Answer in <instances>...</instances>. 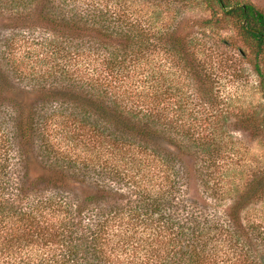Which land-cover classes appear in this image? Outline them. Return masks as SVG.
I'll use <instances>...</instances> for the list:
<instances>
[{
	"label": "trees",
	"instance_id": "obj_1",
	"mask_svg": "<svg viewBox=\"0 0 264 264\" xmlns=\"http://www.w3.org/2000/svg\"><path fill=\"white\" fill-rule=\"evenodd\" d=\"M200 1L264 58L263 11ZM127 2L0 0V264H264V165L226 202L215 179L229 129L262 138L264 115L228 105L179 17ZM35 31L57 60L30 84L6 56ZM137 62L142 84H124Z\"/></svg>",
	"mask_w": 264,
	"mask_h": 264
},
{
	"label": "rangeland",
	"instance_id": "obj_2",
	"mask_svg": "<svg viewBox=\"0 0 264 264\" xmlns=\"http://www.w3.org/2000/svg\"><path fill=\"white\" fill-rule=\"evenodd\" d=\"M128 1L129 3L124 5L130 7L136 5L135 8L143 17H148L149 13L156 10H163L159 18L153 19L157 26L172 22L170 15L175 14L174 20L179 17L183 24L189 26L186 31H189V36L193 37L197 60L212 73L222 98L228 105L239 111L258 109L260 115H264V58L254 57L251 45L244 40L231 22L218 23L217 27L202 22L210 18L211 11L200 0H167L162 9L135 0ZM245 1L264 12V0ZM24 33L17 34L9 56L5 55L6 62L18 72L25 70L23 73L27 74L34 71L35 74L30 76L32 77L30 80L24 79L27 83L33 84L42 80L40 78L48 73L49 68L54 67L57 59L49 58L48 54L42 52V47L37 45L43 36L40 31ZM151 67L156 73L166 69V66L157 59ZM143 69L141 62L136 67L131 66L130 70L124 73L126 79L124 84L130 86L142 84L145 75ZM229 131L225 139L228 152L225 151L223 158L215 163L218 170L215 179L220 180L225 190L219 198L225 202L230 195L228 194L230 186L240 185L252 173L251 171L264 165V137H252L240 130L229 129ZM54 141L61 144L65 151L67 149L73 155L79 153L80 157L84 156L83 152L74 150L73 145L70 146L66 140L64 141L63 134L56 136ZM64 143L67 145L64 146ZM252 212L264 218V200L254 206Z\"/></svg>",
	"mask_w": 264,
	"mask_h": 264
}]
</instances>
